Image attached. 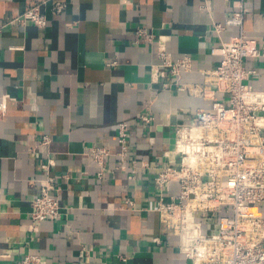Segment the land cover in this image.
Returning <instances> with one entry per match:
<instances>
[{"label": "crops", "instance_id": "0c3cea01", "mask_svg": "<svg viewBox=\"0 0 264 264\" xmlns=\"http://www.w3.org/2000/svg\"><path fill=\"white\" fill-rule=\"evenodd\" d=\"M58 3L65 9L54 15ZM38 6L46 28L13 23ZM228 15L225 0H0V264L28 254L40 255V264H188L178 238L154 211L153 182L160 159L175 147V125L211 102L151 88L157 45H136L135 31L169 37L175 60L193 59L183 81L203 85L201 71L222 60L213 49L240 34L236 27L215 30ZM244 29L264 42V0L247 2ZM246 65L257 68L252 84L264 90V63ZM147 108L156 117L150 126L138 121ZM123 121L132 123L131 143L149 165L137 183L115 157L99 179L85 155L94 146L116 153ZM43 135L52 138L63 209L36 226L32 200L46 155L30 149Z\"/></svg>", "mask_w": 264, "mask_h": 264}, {"label": "built area", "instance_id": "2783aa9c", "mask_svg": "<svg viewBox=\"0 0 264 264\" xmlns=\"http://www.w3.org/2000/svg\"><path fill=\"white\" fill-rule=\"evenodd\" d=\"M225 1L229 15L223 23L215 24V30L220 34L236 27L240 34L213 49L222 60L216 69L201 71L203 85L183 81L184 74L194 70L193 59L186 55L175 60L168 51L169 37L144 27L135 31L136 45H157L159 62L150 68L151 88L160 85L162 91L186 92L211 102L189 121L175 125V147L164 153L156 167L154 211L178 238L180 253L188 264H264V90L252 84L257 68L246 65L249 60L264 63V42L244 29L249 0ZM64 9L65 5L58 3L53 14ZM14 22L43 29L48 18L38 6ZM155 120L150 108L138 117L145 126ZM133 132L132 123L123 121L118 125L116 153L107 146L88 149L85 155L98 168L99 179L105 178L108 160L115 157L120 161L118 169L130 181H140L141 171L149 165L131 143ZM51 142L49 135H43L30 149L32 153L40 149L46 155L36 179L39 192L32 200L36 226L60 217L63 209ZM149 142L156 143L154 138ZM173 186L178 188L176 194ZM40 263V255L28 254L8 264Z\"/></svg>", "mask_w": 264, "mask_h": 264}]
</instances>
